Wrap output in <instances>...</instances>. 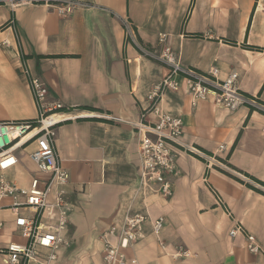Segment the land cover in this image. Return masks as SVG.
Segmentation results:
<instances>
[{"label":"crops","instance_id":"obj_1","mask_svg":"<svg viewBox=\"0 0 264 264\" xmlns=\"http://www.w3.org/2000/svg\"><path fill=\"white\" fill-rule=\"evenodd\" d=\"M81 1L88 5L68 16L41 4H0V122L38 118L26 67L45 87V103H60L66 116L54 123V140L69 173L63 189L71 205L64 235L73 241L95 227L93 247L82 244L89 250L75 264H100L99 234L126 212L165 219L164 250L145 224L146 237L131 251L140 264H264V114L244 105L229 111L211 97L192 107L186 82L176 76L179 89L158 103L182 121L180 146L172 148V195L139 192L133 124L167 68L125 45L120 24L127 18L140 44L155 56L169 48L182 67H213L219 78L236 71L240 92L264 105V0ZM15 150L0 157L12 159L2 172L24 186L30 177L23 166H34ZM0 219L3 246L17 233L9 211L0 210ZM238 221L260 251L250 252L241 234L229 236ZM178 248L189 256L176 257ZM67 251L55 264L73 262Z\"/></svg>","mask_w":264,"mask_h":264},{"label":"built area","instance_id":"obj_2","mask_svg":"<svg viewBox=\"0 0 264 264\" xmlns=\"http://www.w3.org/2000/svg\"><path fill=\"white\" fill-rule=\"evenodd\" d=\"M11 8L21 5H45L59 16H68L75 9L88 4L81 0H0ZM125 45L133 46L139 55L156 58L167 68V74L162 80L153 84L147 95L148 107L144 109L139 120L133 124L138 138L139 154V192L156 193L163 198L172 195L173 186L171 174H177L172 148H177L182 131V121L179 116L161 111L159 101L169 90H178L176 76H182L189 91L192 107L211 97L212 104L234 111L239 106H246L264 114V105L255 98L248 97L237 87L238 73L230 72L224 78L218 77V70L211 67L204 72H197L188 67H182L175 57L165 48L155 56L148 48L135 39L133 25L125 17H120ZM165 34H159V40L164 41ZM28 77V85L33 94L38 118L34 120H8L0 122V154L21 142L22 137L36 130L26 138L17 150H25L33 145L27 157L34 166L33 173L26 185L18 184L15 179L8 178L2 172V167L9 161H0V210L9 211L17 233L16 239H11L0 246V264H55L60 253L70 245V240L64 232L68 225V214L71 205L64 198V185L69 181V173L60 163L54 140V125L41 128L42 117L61 111L60 103H45L47 95L45 87L37 76H32L28 68H24ZM147 114L155 115L154 120ZM199 153L195 148H188ZM201 154V153H200ZM224 210L228 214L225 206ZM119 224L109 225L99 234L100 249L98 250L100 264H140L133 254L132 248L143 240L145 224L150 223V234L154 236L156 245L163 249L165 242L161 231L165 219L158 215L149 219L147 213L126 212ZM0 219V228L4 226ZM229 236L241 234L247 241L250 252L260 251L255 237L250 235L238 221L229 231ZM175 256H189L187 250L176 249ZM95 264V263H86Z\"/></svg>","mask_w":264,"mask_h":264},{"label":"rangeland","instance_id":"obj_3","mask_svg":"<svg viewBox=\"0 0 264 264\" xmlns=\"http://www.w3.org/2000/svg\"><path fill=\"white\" fill-rule=\"evenodd\" d=\"M28 148V147H27ZM27 148L25 149V150H23V151H20V150H15L14 151V155L17 157L18 155H20V157H26L27 159H29L28 157H27V153H28V151L29 150H27ZM25 166V165H24ZM23 166V168L25 169V177H31V176H34V174L37 176V175H39V173H33L34 172V169L31 167V166H25L24 167ZM62 189H63V187H62ZM65 198V197H64ZM95 230V227H92V229L91 230H89L88 232L85 230V229H81L80 231V236H78L77 238H76V240H71L70 241V245L71 244H73L72 245V247H66L65 249H64V251H66V250H68L67 251V256L66 257H68V259H72L73 260V262L71 263V264H75V257H77V255H79L81 252H83L84 250H86V244L88 243L89 244V246H88V248L90 249V248H92L93 247V244H92V241L90 242V238H89V236H90V234H92V232ZM87 242V243H86ZM84 243H86L85 245H82V244H84ZM97 245V244H96ZM87 248V250H89ZM92 262L93 261H95V262H97L98 261V257L97 258H93L92 260H91Z\"/></svg>","mask_w":264,"mask_h":264},{"label":"bare ground","instance_id":"obj_4","mask_svg":"<svg viewBox=\"0 0 264 264\" xmlns=\"http://www.w3.org/2000/svg\"><path fill=\"white\" fill-rule=\"evenodd\" d=\"M66 115L61 114L60 112L57 113H52L49 114L46 117H42L41 121L39 122L41 125V128L44 129L46 127H49L51 125H53L55 122H57V120H59L60 118L65 117ZM39 129V127L32 131L31 133L25 135V137H22L21 142L17 143L16 145L12 146L11 148H9L7 151L2 152V154H0V157L3 156L5 153L8 154L10 151H12L13 149L18 148L19 146H21L22 142L26 139L29 138L34 132H37ZM2 159V158H1Z\"/></svg>","mask_w":264,"mask_h":264}]
</instances>
